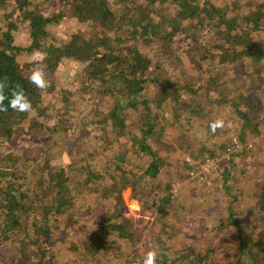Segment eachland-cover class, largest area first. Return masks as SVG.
<instances>
[{
    "label": "trees",
    "instance_id": "trees-1",
    "mask_svg": "<svg viewBox=\"0 0 264 264\" xmlns=\"http://www.w3.org/2000/svg\"><path fill=\"white\" fill-rule=\"evenodd\" d=\"M43 1L0 0V92L6 97L0 141L34 131L47 136L44 144L25 147L22 155L16 148L3 155L5 164L0 162V254L10 256L0 264L113 260V245L136 235L129 229L131 219L116 210L128 187L142 210L155 214L147 226L151 247L145 254L155 250L157 264H264V232L259 234L264 226L251 224L264 225L259 162L255 155L242 159L249 137L261 136L252 114L257 104L233 83L241 64L251 75L264 74V0L249 6L239 1L232 6L230 0H57L49 13H43ZM65 16L89 30L56 44L48 26ZM23 22L31 41L25 47L14 43ZM35 50L45 53L42 61L18 62L17 54ZM64 58L84 62L81 84L62 86L56 95L52 75ZM38 69L47 82L42 89L30 81ZM17 89H23L30 110L7 107ZM229 106L230 128L224 122L221 128L226 132L219 133L217 124L202 129L199 122ZM74 123L94 127L96 135L90 142L77 134L70 151L65 142ZM105 128L109 132L102 133ZM192 136L197 142L186 141ZM171 138L181 162L165 177L162 161L168 150L159 140L173 146ZM121 139L135 143L119 146ZM28 149L32 153L26 155ZM61 156L63 162L52 161ZM207 158H219L218 167L193 176ZM95 162L97 169L91 168ZM237 179L245 184L239 186ZM184 180L189 187L199 185L186 202L168 192ZM217 197L227 198L218 220L201 208ZM191 220L202 224L203 241L196 247L185 236L192 231L185 226ZM135 255L138 248L121 264H142Z\"/></svg>",
    "mask_w": 264,
    "mask_h": 264
},
{
    "label": "rangeland",
    "instance_id": "rangeland-1",
    "mask_svg": "<svg viewBox=\"0 0 264 264\" xmlns=\"http://www.w3.org/2000/svg\"><path fill=\"white\" fill-rule=\"evenodd\" d=\"M110 1L113 2L114 0H110ZM219 1L222 2L225 0H219ZM236 1H239L242 6H249L250 4L251 5L257 4L259 3V1H262V0H230V4L232 6H235L234 2ZM56 3H57V0L43 1V6H42L43 13H49L53 11L56 8ZM23 23L24 24H22L21 27H19V29L14 32V43L17 45H23L22 47H25L31 41L29 38V33H30V29L28 27L29 25L25 22ZM48 28L50 30V34L55 38L56 44L68 39L75 32L89 30V28H87L85 23L80 22L76 18H70L69 16L63 17L59 22L49 25ZM44 57H45V53H43L40 50H35L32 53L25 52V53L17 54V60L18 62H21V63L42 61ZM84 65H85L84 62L80 60L78 61L76 59L64 58L53 72L52 77L54 79L56 86H54L52 89H54V91L56 92L62 86L70 87L73 84L75 88L76 87L75 85H78V84L80 85L81 83H79V79H80L79 72L84 67ZM239 68H240V71L236 74L237 77L233 79L235 91H241L243 93V97H251V99L253 98L252 100L255 101V103L257 104V107L253 110L252 114L254 116H257L256 121L259 122V128L261 129L260 137H252V138L249 137V142L247 143L248 148L244 149L245 156H243L242 159L246 158L247 161H250L255 155L254 159L259 162V165L257 167L258 177L263 182V194H264V74L260 76L251 75L250 70L244 71V65L242 66V64L239 66ZM243 72L244 73L248 72L250 75L246 73V76H245ZM56 95H57V92H56ZM50 96L51 95H48V96L46 95V98H49ZM245 101L246 99H243V102ZM259 101L260 103H258ZM54 102H55V99H49L47 101V103L48 104L51 103V105H55ZM81 107H82L81 113L83 114V109L87 108V104H83L81 105ZM214 113L216 116H214L211 120L206 118L204 119V123L199 122V124L203 126L202 129L205 126L213 127L214 124H217L216 127L219 128V131H220L219 133L226 132L227 127L225 129H221V128L223 127V122L225 123V125H227L230 128L229 123H226L225 119H227L228 115L232 113L231 107L229 106L228 108H222L219 114H217L216 111ZM234 116L236 115L234 114ZM133 118H134L133 116L130 117L131 120ZM129 124L131 125V123ZM231 125H232L231 127L233 128L237 126L236 121L234 120ZM69 132L71 134L70 141L65 142V144H68L70 151L72 150V146L75 144V141H76L75 139H76L77 134L82 138L87 136L90 142H93L92 140L94 139L96 135L94 133V127L88 128V127H82L80 125L77 126V124L75 123L69 126L68 134ZM107 132H109V130L105 128L103 129L102 133H107ZM43 133L44 131L43 132L34 131L26 136L25 135L18 136L11 141H0V162L5 164L7 162V158H5V156L3 155L9 154V153L11 154L15 153L13 151L16 150V148H20L19 149L20 152L15 153V154L22 155L25 147L38 146L39 144H42V143L44 144V140L46 139L47 136L45 137ZM191 134L196 135L195 132H191ZM112 135L115 139H118L117 135L115 134H112ZM110 138L112 141V137ZM159 141L161 142L159 143L161 147H165L166 150H168V153L165 155L162 161V165H163L162 175H164L165 177H169V175L171 176L172 175L171 173L174 171L173 170L174 164H177V162L180 161L177 159H179V155L181 152L179 154L175 153V149L173 147L175 146L176 143L174 142L173 138H171L173 146H170V144L167 141L163 142V139ZM186 141L188 142L196 141L197 142V139L194 138V136H192ZM211 141H215V140H211ZM251 141L254 144H255L254 141H256L255 147L251 144ZM119 142L120 144H117V145L125 146L128 143L134 144L135 140L134 139H121L119 140ZM50 143L53 144V141H51ZM95 145L96 143L93 144V147ZM101 148H103V145H101ZM29 153H32V151L28 149V151L26 152V155ZM104 155L107 156L106 153H104ZM89 158L91 157L89 155H86L85 159H89ZM186 158L187 160L191 159V156H187ZM195 160H192V161H195ZM52 161L55 163L63 162L64 156L54 158L52 159ZM81 164H84V163H81ZM91 165H92L91 168L97 169L99 167L98 162H95ZM21 166H24V168H26L27 165L22 164ZM211 170L213 171V168ZM184 178H185V175L181 177V179H184ZM187 182L188 181L186 180L179 181V182L175 181L173 183L174 186L172 187V189H169L168 192L170 193L171 191H173L178 196V198L181 199V201L183 202L189 201V199L184 200V198L187 197V194L193 193V191L198 194V190L196 191L195 188L199 185L193 183L194 185H196V187H189L187 185ZM236 183H238L239 186L240 184H245V182H243L241 179H237ZM122 197H123V204L121 206H118L116 210L122 211L123 215L131 219L132 225L129 229L133 233L134 231H136V235L134 236V240L132 239L129 242H126V241L121 242L120 245L118 244L113 245V247L117 249V250H111V254L113 255L114 259L111 261H106L105 264H121L128 257L131 251L135 248H138L139 250V256L135 255V258L142 257V260H143L145 251L147 250L148 247H151V240L149 236L147 235V230H148L147 226L150 229V223H151L150 221L154 219L155 214L150 212L149 210H142L141 205L136 199V197L134 196L131 187H128L125 190H123ZM226 199L222 197H217L215 198V201H213V203L202 205L201 208L204 209L209 214L213 213L215 216V219L218 220V216L224 211V206L226 205L225 203ZM110 201L111 199H109V197L106 198V202H110ZM97 207H101V206L97 205ZM110 214H113L112 210L107 215H110ZM252 219L253 218H248V221H251ZM160 220H163V219L161 218ZM213 223H216V222H213ZM251 224L257 225V226H264V225L255 224L252 222ZM185 226L192 230L190 233H187L185 235L186 237H192L193 239L192 243H189L188 245H190L191 247H196L197 244H201L203 241V235L201 234V230H200L202 228V224H199L191 220L189 222H186ZM69 231H70V225L66 224V228L64 229L65 237H67ZM263 232L264 230H262L259 234ZM232 242L236 243V241H232ZM261 244L264 245V241H262ZM256 251H257V245H254L252 252L255 253ZM9 257L10 256H8L7 253H5L4 255L0 254V258L3 260H6Z\"/></svg>",
    "mask_w": 264,
    "mask_h": 264
},
{
    "label": "clouds",
    "instance_id": "clouds-1",
    "mask_svg": "<svg viewBox=\"0 0 264 264\" xmlns=\"http://www.w3.org/2000/svg\"><path fill=\"white\" fill-rule=\"evenodd\" d=\"M30 81L38 88L47 87V82L44 79V75L41 69H38L30 76ZM2 88V85H0ZM6 97L0 92V110L3 107V101ZM8 99L7 107H10L16 111L25 112L31 109V102L24 94L23 89L14 90ZM215 125L213 126V128ZM158 254L155 250L148 251L143 258L142 264H157Z\"/></svg>",
    "mask_w": 264,
    "mask_h": 264
},
{
    "label": "built area",
    "instance_id": "built-area-1",
    "mask_svg": "<svg viewBox=\"0 0 264 264\" xmlns=\"http://www.w3.org/2000/svg\"><path fill=\"white\" fill-rule=\"evenodd\" d=\"M235 141L237 142L236 139H235ZM218 164H219V158H207L203 163H201V165L199 167L200 168L199 171L196 172L195 174H193V176L198 175V173H200L202 171L210 172L212 168H213V170H215V168L218 167Z\"/></svg>",
    "mask_w": 264,
    "mask_h": 264
}]
</instances>
